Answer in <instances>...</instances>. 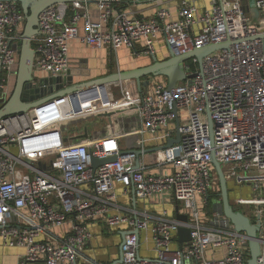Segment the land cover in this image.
Here are the masks:
<instances>
[{
	"label": "built area",
	"instance_id": "1",
	"mask_svg": "<svg viewBox=\"0 0 264 264\" xmlns=\"http://www.w3.org/2000/svg\"><path fill=\"white\" fill-rule=\"evenodd\" d=\"M93 1L96 20L89 0L39 13L31 39L33 76L65 77L74 39L93 49L142 42L150 55L159 37L177 55L211 43L229 45L219 55L204 56L201 64L190 59L185 79L170 90L167 80L153 77L140 90L132 82L131 90L127 82L118 83L121 97L112 101L107 85H93L42 101L31 113L0 119L3 243L24 249L18 264H246L248 237L217 211L213 153L227 183H246L261 194L232 202L251 207L243 213L259 226L256 264H264V0H209L201 10L198 0H183L175 14L159 6L149 18L122 8L121 0ZM23 27L18 0H0V99L7 97L16 70L14 45ZM117 112L137 117L133 147L122 146L121 129L110 126L104 136L91 137L82 125ZM176 119L179 142L146 161V149L175 137ZM112 156L115 160L92 166V159ZM151 203L167 205L170 212ZM175 208L187 221L175 218ZM98 221L122 233L119 258L110 263L86 254L90 225ZM150 224L153 255L145 257L140 233ZM179 227L189 229V241L177 242Z\"/></svg>",
	"mask_w": 264,
	"mask_h": 264
},
{
	"label": "water",
	"instance_id": "2",
	"mask_svg": "<svg viewBox=\"0 0 264 264\" xmlns=\"http://www.w3.org/2000/svg\"><path fill=\"white\" fill-rule=\"evenodd\" d=\"M73 1L74 0H19L24 15V27L20 41L14 45V49L18 55L17 68L14 72V87L8 98L0 99V119L17 113L26 112L42 101L56 95L84 89L93 85H108L110 83L134 81L138 90H140L142 86L148 84V80L142 82V78L163 76L167 80V89L170 90L177 82L185 79L184 65H187L190 59L195 58L198 64H201L204 56L216 50L227 48L229 45L228 40L220 43H211L180 55L174 54L171 50H168L169 54L167 59L158 60L155 55H151L152 62L146 66L126 71H118L79 83H74V74L71 72V68L68 69L65 77L37 78L33 76L32 70L35 51L31 47V39L37 34L39 13L51 5H64L72 3ZM250 13L252 18L257 17L258 12L252 3H250ZM64 84H68V87L65 88ZM174 113H176L175 110ZM208 125L211 129L212 121L210 119H208ZM178 142V121L176 119L175 137L169 138L165 145L146 149L145 152H154L158 149L170 147ZM113 160H115L114 156L102 160L92 159L91 162L92 166L95 168L99 164ZM211 163L215 169L220 189V201L217 204V211L226 216L236 231L243 232L248 237L250 254L246 264H256V259L260 253V240L258 238L259 226L257 224H252L250 219L241 210L234 209L229 199L228 184L223 175L221 165L215 159L213 153L211 154ZM175 218L181 221H187V216L179 214L177 208H175ZM135 233L138 235L137 230ZM189 239V229L187 227H179L176 239L177 242L183 243L189 241Z\"/></svg>",
	"mask_w": 264,
	"mask_h": 264
},
{
	"label": "crops",
	"instance_id": "3",
	"mask_svg": "<svg viewBox=\"0 0 264 264\" xmlns=\"http://www.w3.org/2000/svg\"><path fill=\"white\" fill-rule=\"evenodd\" d=\"M183 0H121L122 8H127L134 11L137 16L142 18L152 17L156 8L159 6L168 7L173 14L176 13V9L179 7L180 3ZM209 3V0H198L197 4L199 10L205 8L206 4ZM89 13L92 20H96L98 13L96 6L93 0H89ZM84 30L79 25V35L83 36ZM159 45V48L165 50L167 49V54H169L168 48L165 46L162 38L159 37L156 41L155 47ZM143 43L137 42L135 43L133 48L122 47L119 49H110L109 47H102L100 49H93L85 44H83L80 39H74L69 42V56L72 61L71 72L74 74L73 80L75 82H81L82 80L92 79L93 76L95 78L102 77L118 72V71H126L135 69L138 67H143L152 62L151 55L143 52ZM156 56V52L154 54ZM158 60L163 59L161 57H156ZM107 72V73H106ZM106 73V74H105ZM103 74V75H102ZM101 75V76H100ZM14 76L10 77L8 84V95L12 92L14 87V82L12 84V80ZM94 79V78H93ZM148 80L147 78L143 79V81ZM131 82V81H129ZM146 85L142 86L145 87ZM129 87V86H128ZM110 118L107 116H100L96 118H92V129L89 135L91 137H102L107 133L108 127L113 126L116 130L124 129L126 132V136L123 138L120 137L119 141L122 146L128 147L135 144V140L137 139V135L134 131L138 128V121L135 115L127 114L125 112H117L113 116L109 113ZM106 119L109 124L103 123V127H99V124L102 122L101 120ZM110 119L112 121H110ZM104 122V121H103ZM127 144V145H126ZM151 146V145H149ZM133 147V146H132ZM153 148L149 147L148 149ZM152 152H149V159H151ZM153 170L151 172H154ZM236 198H234L235 200ZM154 206L155 210H159L161 207L168 208L170 212V207L161 204L151 203ZM90 231L92 232V239L86 248V254L100 262L110 263L119 258V246L122 240V233L118 232V229L107 227L102 221L94 222L90 225ZM145 237H147V242L145 241ZM140 255L145 257H151L153 255V251L150 249L153 247V242L151 241V224L145 231H141L140 233ZM10 253L12 257V262L9 263V255L6 253ZM24 249L22 247H8L3 243L2 238H0V264H18V261L23 254Z\"/></svg>",
	"mask_w": 264,
	"mask_h": 264
},
{
	"label": "rangeland",
	"instance_id": "4",
	"mask_svg": "<svg viewBox=\"0 0 264 264\" xmlns=\"http://www.w3.org/2000/svg\"><path fill=\"white\" fill-rule=\"evenodd\" d=\"M208 5H209V3L206 4L205 6L208 7ZM159 47H160L159 45H157L155 47L156 57H161V58L164 57L163 59H160V60H164L165 58L167 59L168 58V56H167L168 54H167V52H165V51H167V49L165 48V50H164V49L159 48ZM219 53H220L219 50L214 51V55H219ZM112 72H114V71H112ZM107 74H109V73H107ZM93 78H95V77L93 76ZM143 79H145V78H142V80ZM157 80L165 81L163 78H157ZM82 81H87V80H82ZM13 82H14V79L12 80V84H13ZM127 84L129 85V90H131L132 87H133V85H131L129 82H127ZM107 86H108L109 90L111 91V100L112 101H116L117 99H119L121 97L120 90H119L120 87H119V84L118 83H110ZM29 113H31V109H29ZM91 119L92 118H87V119H85V120L82 121V125H85V127L88 129L89 132L92 129V123H93V122H91ZM101 121L102 122L99 124V127L100 128L103 127V125H104L103 123H106L107 122V124H109V122L106 119H104V118ZM76 124L77 125H80L81 123L78 121V122H76ZM126 134L127 133L124 132V129H123V138L126 136ZM148 159H149V153H146V161H148ZM228 192H229V199H230V201H231L234 209H239V210H241L244 213H246V212L249 213L250 211L252 212L251 207L250 206H246V205H237V204H235V203L232 202L233 199L234 198H236V199H240V198L249 199V197L250 198H254V197L261 196V194H260L259 191L251 192L250 189H249V185L246 184V183L240 184V185H236V186L233 185L232 183H228ZM169 203L172 206L174 202L173 201H170ZM178 204H179V206H182L181 203H178ZM8 247H10V246H8ZM6 254L9 255L8 262L11 263L12 262L11 254L9 252L6 253Z\"/></svg>",
	"mask_w": 264,
	"mask_h": 264
},
{
	"label": "trees",
	"instance_id": "5",
	"mask_svg": "<svg viewBox=\"0 0 264 264\" xmlns=\"http://www.w3.org/2000/svg\"><path fill=\"white\" fill-rule=\"evenodd\" d=\"M120 5L122 6L123 4L122 3H120ZM124 6V5H123ZM18 9L20 10V11H22V9H21V4H20V2H19V0H18ZM168 56V55H167ZM166 59V58H165ZM16 68H17V64H16ZM14 76V81H15V75H13ZM153 78H155V79H157V78H163L165 81H166V78L165 77H163V76H157V77H153ZM0 106H1V104H0ZM88 130V129H87ZM228 184V183H227ZM218 186H219V184H218Z\"/></svg>",
	"mask_w": 264,
	"mask_h": 264
},
{
	"label": "flooded vegetation",
	"instance_id": "6",
	"mask_svg": "<svg viewBox=\"0 0 264 264\" xmlns=\"http://www.w3.org/2000/svg\"><path fill=\"white\" fill-rule=\"evenodd\" d=\"M144 78H147L148 80L151 78V77H144ZM142 81V79H141ZM132 83H135L134 81H131ZM136 84V83H135Z\"/></svg>",
	"mask_w": 264,
	"mask_h": 264
},
{
	"label": "bare ground",
	"instance_id": "7",
	"mask_svg": "<svg viewBox=\"0 0 264 264\" xmlns=\"http://www.w3.org/2000/svg\"><path fill=\"white\" fill-rule=\"evenodd\" d=\"M118 100V99H117Z\"/></svg>",
	"mask_w": 264,
	"mask_h": 264
}]
</instances>
